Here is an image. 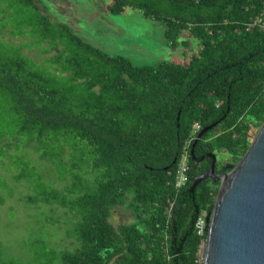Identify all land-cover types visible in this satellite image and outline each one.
<instances>
[{
	"label": "trees",
	"instance_id": "obj_1",
	"mask_svg": "<svg viewBox=\"0 0 264 264\" xmlns=\"http://www.w3.org/2000/svg\"><path fill=\"white\" fill-rule=\"evenodd\" d=\"M127 5L164 23L171 45L188 31L198 53L186 64L137 65L40 13L55 73L21 52L0 60V92L17 116L10 147L22 136L26 149L54 164L59 188L24 169L15 178L30 184L35 199L65 209L73 247L50 250L62 264H201L194 223L211 211L217 185L206 178L189 189L210 164L191 157L196 135L187 180L178 188L175 172L194 122L215 123L194 153L226 150L234 164L263 122L264 0H113L108 10L120 13ZM1 132L0 126V138L7 137ZM19 150H7L1 161L22 162ZM74 150L88 153L89 166ZM119 205L128 207L132 222L114 223ZM0 264L16 262L0 253Z\"/></svg>",
	"mask_w": 264,
	"mask_h": 264
},
{
	"label": "rangeland",
	"instance_id": "obj_2",
	"mask_svg": "<svg viewBox=\"0 0 264 264\" xmlns=\"http://www.w3.org/2000/svg\"><path fill=\"white\" fill-rule=\"evenodd\" d=\"M33 1L35 5L29 6L20 0H0V60L16 57L23 52L30 56L36 68L55 73L57 66L48 59L55 50H50V43L43 39L49 26L39 17L40 13L48 17L51 24H67L90 44L108 54L128 57L137 65H157L165 60L186 64L200 48L198 41L189 36L186 30L171 45L164 34V23L145 17L138 8L127 5L122 12L111 13L108 5L113 0ZM3 98L0 92L1 133L5 132L7 135L0 138V156H10L7 150L11 153L12 150L20 148L22 162L16 160L10 165L7 159L1 161L0 158L1 258L13 260L16 264H62L50 250L73 247L70 242L73 239L69 236L70 222L65 209L35 199L30 184L15 178L17 169H24L26 174L40 175L43 180L45 178L47 186L53 184L59 188L57 182H53L54 164L41 160L37 152L26 149L21 141L22 136L15 142V147H10L8 141L11 139L8 137L19 134L14 130L17 116L9 111ZM199 130L200 128L193 137ZM215 154L220 164L232 158V154L226 150L218 149ZM73 155L80 165L89 166L88 153L74 150ZM56 163L59 169H66L60 160ZM112 220L116 224L128 223L133 221V215L126 205H119L113 211Z\"/></svg>",
	"mask_w": 264,
	"mask_h": 264
},
{
	"label": "water",
	"instance_id": "obj_3",
	"mask_svg": "<svg viewBox=\"0 0 264 264\" xmlns=\"http://www.w3.org/2000/svg\"><path fill=\"white\" fill-rule=\"evenodd\" d=\"M215 123L203 126L199 137ZM209 169L195 176L190 191L203 179L217 182L213 206L206 216L207 232L201 264H264V120L237 163L226 164L227 172H216L214 152L204 153Z\"/></svg>",
	"mask_w": 264,
	"mask_h": 264
},
{
	"label": "built area",
	"instance_id": "obj_4",
	"mask_svg": "<svg viewBox=\"0 0 264 264\" xmlns=\"http://www.w3.org/2000/svg\"><path fill=\"white\" fill-rule=\"evenodd\" d=\"M200 125L198 122H194L192 125V133L189 135L188 139L185 141L183 147H182V153H181V157H180V163L178 166V169L175 172V183L174 186L176 188L180 187L181 185H183L186 180H187V157H188V148H189V143L191 141V139L193 138V134L199 129ZM210 212H207L206 210H204L201 214H199L195 220L194 226L196 229V232L198 235L201 236L200 239V243H199V255H200V263H201V259H202V252H203V248H204V244H205V238L203 236L206 235L207 232V223H206V216L209 214Z\"/></svg>",
	"mask_w": 264,
	"mask_h": 264
},
{
	"label": "flooded vegetation",
	"instance_id": "obj_5",
	"mask_svg": "<svg viewBox=\"0 0 264 264\" xmlns=\"http://www.w3.org/2000/svg\"><path fill=\"white\" fill-rule=\"evenodd\" d=\"M194 148H195V145H194V147H193V151H194ZM204 153H207V151H204V152H202L201 154H199V155H196L195 153H194V157H195V160L194 161H196V162H198L200 165L202 164V165H204L205 163H206V160L208 161V163H210V160H209V158L208 157H203L202 159H200V160H197L198 158H200ZM217 158V157H216ZM229 163H231L230 161H226V162H223L222 164H220V163H218V159H216V161H215V171L216 172H227V171H229V169H223V167L226 165V164H229ZM209 166H210V164H209ZM209 166H208V168H205L201 173H204V172H206L208 169H209ZM200 173V174H201ZM211 180V179H210ZM211 183L213 184V185H218V184H216V182H212V180H211Z\"/></svg>",
	"mask_w": 264,
	"mask_h": 264
}]
</instances>
